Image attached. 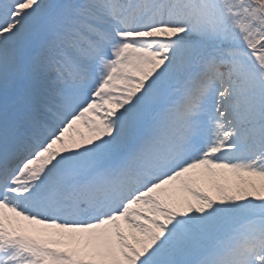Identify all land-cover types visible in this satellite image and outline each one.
Here are the masks:
<instances>
[{"label":"snow or ice","instance_id":"obj_1","mask_svg":"<svg viewBox=\"0 0 264 264\" xmlns=\"http://www.w3.org/2000/svg\"><path fill=\"white\" fill-rule=\"evenodd\" d=\"M0 264H264V0H0Z\"/></svg>","mask_w":264,"mask_h":264},{"label":"rangeland","instance_id":"obj_2","mask_svg":"<svg viewBox=\"0 0 264 264\" xmlns=\"http://www.w3.org/2000/svg\"><path fill=\"white\" fill-rule=\"evenodd\" d=\"M37 227H42V226H37ZM39 233H33V235H38Z\"/></svg>","mask_w":264,"mask_h":264}]
</instances>
